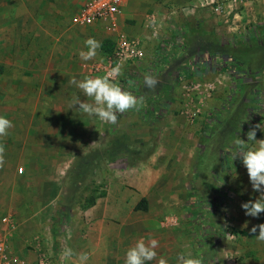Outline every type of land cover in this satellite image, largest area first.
Wrapping results in <instances>:
<instances>
[{
    "label": "rangeland",
    "instance_id": "obj_1",
    "mask_svg": "<svg viewBox=\"0 0 264 264\" xmlns=\"http://www.w3.org/2000/svg\"><path fill=\"white\" fill-rule=\"evenodd\" d=\"M86 1L71 16L68 32L91 31L93 26L77 27L72 21ZM167 8L168 21L183 24L166 25L163 34L156 14H162L160 10L149 21L143 20L142 26H137L139 20L130 2L125 13L123 26L139 34L131 38L143 41L150 50L144 61L122 65L115 80L143 97L144 107L118 114L117 124L111 125L70 109V105H56L55 113L47 111L51 106L41 105L44 117L38 151L23 157L18 152L11 154L22 158L12 170L19 182L14 189L0 186V195H22L31 209H41L50 227L42 231L24 227L25 217L19 220L17 215L0 211V239L12 228L8 249L14 257L36 264L10 244L19 233L21 240L36 242L35 235L48 236L50 248L38 252V259L47 254L53 264H61L64 247L77 256L87 253L86 264H124L126 250L139 239L157 240V260L163 257L168 264H178L181 253L202 258L203 264L258 263L253 249L247 247L256 242L258 234L250 231L256 218L246 216L241 208L256 195L250 181L245 184L243 177H249L241 158L235 157L234 141L239 137L247 147H256V141H247V132L258 124L261 129L256 128V139H264V107L259 108L264 91V32L258 22L239 27L243 7L229 15L218 14L205 4L184 11L183 15L196 17L204 8L207 19H218L207 27L195 21L184 23L188 21L180 9L186 8ZM145 25L151 36L134 28ZM180 29L184 39L174 41ZM71 35L76 38L78 34ZM182 51L181 56H169ZM163 52L167 54L159 59ZM103 53L87 61L88 76L105 75L118 64L114 47L111 54ZM40 56V63H46L47 52ZM210 56L217 57L216 63L198 68ZM224 58L237 65V78L221 68ZM178 63L181 65L175 69ZM181 66H187L182 73L186 77L176 75ZM149 73L158 81L154 89L145 86L144 77ZM72 85L74 97L78 88ZM22 126L26 128L27 122ZM226 162L232 172L226 169ZM5 171L0 169V179ZM143 200L147 210L139 209ZM24 210L27 214L28 209ZM5 216H11L12 225L2 221Z\"/></svg>",
    "mask_w": 264,
    "mask_h": 264
},
{
    "label": "crops",
    "instance_id": "obj_2",
    "mask_svg": "<svg viewBox=\"0 0 264 264\" xmlns=\"http://www.w3.org/2000/svg\"><path fill=\"white\" fill-rule=\"evenodd\" d=\"M84 1L0 0V115L10 119L14 125L9 130L7 137L0 138V143L5 146V164L0 169L8 170L4 172V176L0 179L1 187L6 186L14 189L19 182L18 176L12 171L16 169L17 160L21 161V157L25 153L35 154L38 151L41 142L40 121L41 117H44L41 116V105L51 106L52 109H47V111L52 113H55L56 105H70L73 97L72 79L75 78L80 81L88 76L87 61H84L83 64L79 63V52L87 50L84 42L89 37H95L103 44L104 41L110 38V35L100 25L93 26L89 32H82L81 30L78 32V29H72V32H68L67 26L71 16L79 10ZM206 1L209 0H130V8H134L132 13L139 20L137 26H142L145 19L149 21L148 17L156 13V10H160L162 14L165 12V15L159 12L156 13L161 27L182 25L183 22L179 20H176L175 23L168 21L169 12L166 9L172 6L186 8L180 9L182 18L186 17L188 21L185 20L184 23L195 21L200 24V27H207L211 23H216L218 19L216 21L207 19L204 8L199 11L196 17L194 15H183L185 10L192 7H202ZM262 11L263 14L261 15ZM261 17L264 19V0H257L253 5L246 7L244 13L242 12L239 27L245 29L251 22H258L264 32V20ZM223 20L228 24L227 19L223 18ZM233 25L236 26L235 22ZM125 26H123V29L130 37L132 34L139 36L135 32L136 30ZM134 28L139 29V33L145 36L152 35V32L149 29L147 30V25L144 28ZM163 28L161 34L165 32V28L164 30ZM71 33L75 36L78 35L73 38ZM176 35L174 41L181 39L182 42V39H184L182 29H180V32H176ZM40 52H47L46 63H40ZM98 52L106 53L102 47ZM163 53L160 54L159 59L167 54V52ZM184 53L185 51L170 52L169 56L173 58ZM78 60V63L72 64V62ZM57 62L61 63L57 65ZM155 65H159V63L157 62ZM180 65L179 63L176 64L175 69H179ZM186 67L181 66L176 75L186 77L185 74H182L187 71ZM197 72L200 73L199 70ZM100 75L103 76L102 73ZM77 93L76 95L80 99L82 97L87 99L79 89ZM66 112L68 111H64L65 114ZM24 122H27L26 128L22 126ZM201 122L204 125V120H201ZM17 152L21 153V157L17 158L16 156L13 158L11 154ZM243 179H246L245 184H250L248 178L243 177ZM14 194L13 196L0 195V211H6L7 215H17L19 220L25 217L26 219L22 220L26 222L24 227L30 225L38 227L37 231L38 229L40 231L50 227V220L45 219L41 209H36V207L31 209L33 206L27 204L22 195L17 196L16 193ZM255 195L258 198L260 193L255 192ZM245 199L248 200L247 197ZM24 209H28L27 214H24ZM260 223H264V213L256 218V225ZM256 233L259 234L258 229ZM14 236L15 239L14 241L11 239L10 244H15V248L21 249L20 255L33 261L36 260L35 263L39 260L38 252L50 248L48 236L44 239L43 236L35 235V238L38 237L37 242L34 239L31 240V238L21 240L23 237L19 233ZM21 241L23 246H21ZM30 241L33 243H30ZM26 245H30L34 249L27 250ZM247 247L255 252L257 264H264V242L256 239L254 244H247Z\"/></svg>",
    "mask_w": 264,
    "mask_h": 264
},
{
    "label": "clouds",
    "instance_id": "obj_3",
    "mask_svg": "<svg viewBox=\"0 0 264 264\" xmlns=\"http://www.w3.org/2000/svg\"><path fill=\"white\" fill-rule=\"evenodd\" d=\"M85 50L79 52L80 59L83 61L93 60L101 49L100 41L93 37H89L85 42ZM122 73V65L116 64L107 74L103 76H87L83 80L77 81L72 79L73 83L89 100H81L79 96H74L70 102V109L76 108L82 114L89 117H95L105 124L115 125L118 122V114L129 112L130 110H139L145 106L144 98L135 96L131 91L125 90L115 78ZM145 86L154 89L158 83L152 74H145ZM78 106V108H77ZM13 122L0 115V138L7 137L9 130L13 127ZM256 128H260V124L247 132V141H256V147H247L246 142L239 137L234 141V145L238 149L235 157L239 156L243 166L247 170L249 181L252 189L259 192L260 195L255 200H249L241 204L246 216L258 218L264 213V139H256ZM5 146L0 143V168L5 164ZM227 211V209H224ZM259 230V234L255 235ZM255 238L264 242V223L253 225L250 229ZM159 242L155 239L145 241L139 239L133 246L126 250L124 264H146L147 261H157V264H168V260L160 257L157 260L158 253L156 249ZM61 260L64 264H86L89 259L87 253L77 254L73 249L64 247L60 253ZM73 257L76 260L73 261ZM178 264H203L202 258L185 256L179 254L177 256Z\"/></svg>",
    "mask_w": 264,
    "mask_h": 264
},
{
    "label": "built area",
    "instance_id": "obj_4",
    "mask_svg": "<svg viewBox=\"0 0 264 264\" xmlns=\"http://www.w3.org/2000/svg\"><path fill=\"white\" fill-rule=\"evenodd\" d=\"M257 0H209L205 5L212 6L218 14H228L238 8H246ZM130 0H87L81 11L73 18V25L89 27L100 25L109 35L108 39L114 47V60L124 65L128 61L135 63L146 59L150 47L143 41L131 38L123 30L126 9ZM259 105L264 107V91L260 95ZM263 109V108H261ZM264 110V109H263ZM4 223L12 225L11 216H5ZM12 229V228H11ZM9 229L0 239V264H28L25 260L16 258L9 251L8 238L12 235ZM51 256L44 255L36 264H53ZM60 263L64 264L60 258Z\"/></svg>",
    "mask_w": 264,
    "mask_h": 264
},
{
    "label": "trees",
    "instance_id": "obj_5",
    "mask_svg": "<svg viewBox=\"0 0 264 264\" xmlns=\"http://www.w3.org/2000/svg\"><path fill=\"white\" fill-rule=\"evenodd\" d=\"M102 49L107 54H111L112 53V50H113V44L109 40H106L102 44ZM216 58L217 57H215V56H210L208 58H204V60L202 62H200L201 65H198V68L200 67V69H202V64H204L205 67L206 66H211L212 64L216 63V61H215V60H217ZM217 65H219V64H217ZM236 66L237 65L234 62H231L229 58H224V60L222 61V67L221 68L227 70L228 73H230L231 75H234L235 78H237L238 77V74H237ZM199 71H200L199 74L203 73L201 70H199ZM226 169L229 170V172L230 171L232 172V170H233L232 169V166L230 165L229 162H226ZM139 209H141V210H147V206H146V201L145 200H143L141 202V206H139Z\"/></svg>",
    "mask_w": 264,
    "mask_h": 264
}]
</instances>
